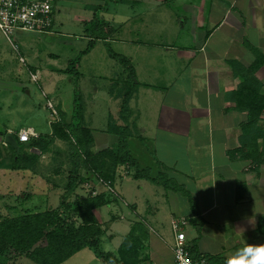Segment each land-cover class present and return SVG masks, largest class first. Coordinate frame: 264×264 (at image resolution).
<instances>
[{
    "label": "crops",
    "instance_id": "1",
    "mask_svg": "<svg viewBox=\"0 0 264 264\" xmlns=\"http://www.w3.org/2000/svg\"><path fill=\"white\" fill-rule=\"evenodd\" d=\"M167 1L139 0L142 8L131 17H122L118 32L123 34L130 23L136 27L144 17L158 16L162 23H170L172 12ZM119 2L128 5L135 1ZM171 2L181 8L175 19H181L180 26L190 24L191 36H117V40L127 49L122 54L131 65V79L137 85L136 107L144 111L141 116L150 126V131L145 128L135 135L141 142L138 148L152 146L158 169L175 189L160 194L151 189L158 196L150 199L152 202L144 198V211L150 210L146 215L152 217L159 212V200H164V216L155 220L149 217L152 225L147 233V226L138 221L137 197L133 195L127 202L125 191L114 189L130 178L123 170L113 187L117 201L104 213V224L126 220L129 229L125 234L137 224L150 245L147 264H172L173 246L166 231L174 219L184 218L188 253L190 250L193 256H219L228 261L237 249L264 243V234L256 231L258 220H264V163L256 168L239 155L230 154L238 146L239 124L245 114L236 112L227 99L239 84L227 62L248 67L255 54L264 58V0ZM54 14L52 8V20ZM156 39L163 41L156 43ZM255 76L264 86V64ZM19 89L25 92L23 87ZM156 105L157 112L152 113ZM10 106L7 112L11 115ZM0 132L15 131L11 123ZM35 132L39 135L49 130ZM0 143L7 144L1 137ZM101 146L96 151L106 148L107 143ZM55 179L60 183L61 179ZM141 182L135 186L139 194L148 190Z\"/></svg>",
    "mask_w": 264,
    "mask_h": 264
},
{
    "label": "rangeland",
    "instance_id": "2",
    "mask_svg": "<svg viewBox=\"0 0 264 264\" xmlns=\"http://www.w3.org/2000/svg\"><path fill=\"white\" fill-rule=\"evenodd\" d=\"M134 1V3L128 2V5H122L119 0L97 2L53 0L52 8L55 9V14L52 33L49 35L16 34L14 41L18 46V53L13 51L9 42L0 33V128L12 123L13 131L18 130L19 127H32L34 131L47 132L48 122L52 120L48 103L56 112V118L58 112L67 117L73 114V110L80 113L84 125L92 131L94 142L97 144L94 151L100 149L105 143L107 146L114 143V136L107 132L112 125L118 130L126 128L127 145L131 157L136 162V170H147L148 176L156 179L158 183L127 177L121 185L118 184L117 188L113 187L117 191L121 189L125 191L124 196L127 202L131 201L133 195L137 197L141 219L138 221L147 226L148 233V227L152 225L148 218L155 220L164 216V200H159V212L155 217L151 214L147 216L150 210L144 211L146 210L144 200L158 196V194L155 196V192L151 189L157 190L160 194L166 191V185L173 186V183L165 179L161 168L158 169L152 146L138 148L141 142L135 140V135L137 136L145 128L150 131V126L141 116L144 111L136 107L138 105L136 98L134 99L136 90L132 93L128 86L127 68L112 56L123 57V51H127L118 43L117 36H191L192 27L185 23L180 26L181 19L177 22L175 16L181 14V8L175 2L168 0V10L172 12L170 23H162L164 21H160L158 16L144 17L137 21V31L133 30L136 27L130 23L127 24L123 34L119 33L118 27L122 17H131L142 8L139 0ZM157 11L163 12L162 9ZM154 41L161 43L163 40ZM19 56L23 59V63L20 62ZM34 74L37 76L36 82L30 78V75ZM20 87L27 88L30 95L25 93V89L24 93L20 92ZM129 89L131 94L123 111L122 96ZM10 104V109L13 111L11 115L7 112V105ZM157 106L151 109L152 113L157 112ZM56 145L64 148L61 143L56 142ZM52 155L42 158L44 164L47 165L52 158L57 160L59 157ZM60 171H64L58 177L59 180L61 179L60 183L54 177L51 182L48 181L45 175L51 178L53 175L50 171L39 173L34 178L28 172H12L10 175L11 172L0 171V218L14 217L23 212H42L56 207L58 196L62 191V179L67 171L65 163ZM133 171L134 168L130 170L131 173ZM137 181H142L141 184L148 188L142 192L145 195L139 194L140 192L135 189ZM54 183H59V189L52 187ZM99 189L96 185L90 184V188L81 185L77 193L82 197L90 192L96 195ZM107 210L111 209L106 206L96 211V217L103 230L99 250L115 253L129 229V223L126 220L116 219L109 224H104L106 217L104 213ZM140 231L145 253L149 256L150 245L146 241L147 235ZM166 232L169 233L173 246V233L170 226ZM10 264L33 263L21 257ZM62 264H103V262L94 255L92 250L83 249Z\"/></svg>",
    "mask_w": 264,
    "mask_h": 264
},
{
    "label": "trees",
    "instance_id": "3",
    "mask_svg": "<svg viewBox=\"0 0 264 264\" xmlns=\"http://www.w3.org/2000/svg\"><path fill=\"white\" fill-rule=\"evenodd\" d=\"M112 58L121 61L127 68V83L133 93L137 85L131 79L129 61L118 55ZM263 64L264 58L259 54H255L254 61L248 67L236 61L227 62L233 77L239 79V84L227 95V99L236 112L245 114V120L239 124L238 146L230 154L239 155L256 168L264 163V86L255 76ZM130 89L122 96L123 111L131 94ZM79 114L73 110V114L67 117L58 112L57 119L49 125L48 133L39 134L26 143L18 142L16 130L12 135L17 148L0 143V170L6 172H28L34 178L39 173L50 171L53 176L45 177L51 182L53 177L55 179L64 172L60 171L64 163L67 165L56 207L0 218V264H10L21 257L33 264H62L83 249L92 250L103 264L148 263L137 224L131 225L115 253L99 250L103 230L96 211L116 203V197L104 187H100L96 195L89 193L84 197L77 193V189L86 182L95 185L98 180L113 188L123 170L133 180L158 182L148 176L147 170H136V162L127 145L126 128L118 130L112 125L107 132L114 136V143L94 151L92 131L84 125ZM5 134L0 132L2 141ZM56 142L63 144L64 148L56 145ZM51 154L59 156L58 159L52 158L47 165L44 164L42 158ZM166 186L168 190L175 189L174 185ZM52 187L57 188L58 184L54 183ZM263 227L264 220H258L256 231L264 234ZM189 255L193 259L204 258L207 264H227V260L219 256H193L190 250Z\"/></svg>",
    "mask_w": 264,
    "mask_h": 264
},
{
    "label": "built area",
    "instance_id": "4",
    "mask_svg": "<svg viewBox=\"0 0 264 264\" xmlns=\"http://www.w3.org/2000/svg\"><path fill=\"white\" fill-rule=\"evenodd\" d=\"M52 3L53 0H0V33L9 42L15 53H18V46L15 44V35L22 33L32 34H51L52 33ZM20 62L23 59L18 57ZM33 82L37 81V76L30 75ZM48 110L51 112L52 120L48 122L50 125L57 118L56 112L48 103ZM53 115V116H52ZM38 135L31 128L19 129L16 137L19 143H26L31 138ZM85 188H90L88 182L83 184ZM97 188L104 187L114 197H117L113 188L102 180L95 183ZM92 191L94 189L92 188ZM91 195L95 193L90 192ZM187 224L184 218L174 219L171 222V229L174 234V243L172 247V264H207L204 258L193 259L190 257L185 242V234L183 228Z\"/></svg>",
    "mask_w": 264,
    "mask_h": 264
},
{
    "label": "clouds",
    "instance_id": "5",
    "mask_svg": "<svg viewBox=\"0 0 264 264\" xmlns=\"http://www.w3.org/2000/svg\"><path fill=\"white\" fill-rule=\"evenodd\" d=\"M227 264H264V243L248 244L237 249Z\"/></svg>",
    "mask_w": 264,
    "mask_h": 264
},
{
    "label": "water",
    "instance_id": "6",
    "mask_svg": "<svg viewBox=\"0 0 264 264\" xmlns=\"http://www.w3.org/2000/svg\"><path fill=\"white\" fill-rule=\"evenodd\" d=\"M27 93V92H25ZM4 141L5 143H7L8 145L14 147V148H17V145H16V142L13 138V135L11 133H7L4 137ZM17 150V149H16Z\"/></svg>",
    "mask_w": 264,
    "mask_h": 264
}]
</instances>
